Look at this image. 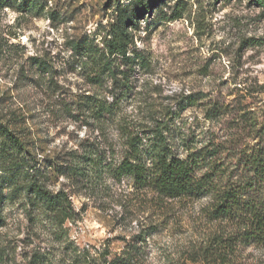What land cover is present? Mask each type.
<instances>
[{
  "label": "rangeland",
  "instance_id": "374dc122",
  "mask_svg": "<svg viewBox=\"0 0 264 264\" xmlns=\"http://www.w3.org/2000/svg\"><path fill=\"white\" fill-rule=\"evenodd\" d=\"M24 1L0 6V121L19 133L41 163L45 157L81 153L90 142L119 155L123 138L118 122L101 130L83 103L95 91L111 101L109 87L92 85L74 46L87 38L102 43L121 11L131 15L141 0ZM178 2L160 0L140 15L139 29L131 27L150 66L135 73L136 85L117 119L134 125L154 114L172 115L175 133L189 143L201 146L212 140L224 151L250 153L264 145V6L257 0ZM182 4V17L162 19V8L174 16ZM215 103L225 111L211 116L207 110ZM2 143L0 137V184L5 186L0 264H26L33 248L46 246L48 231L32 229L26 201L2 182L9 162ZM238 158V153L222 154L225 173L233 178L243 171L236 166ZM50 169L46 183L54 190L67 189L81 210V219L69 225L82 246L110 244L119 252L127 239L143 235L141 264H264L263 245H239L223 258L215 254V237L229 235L233 227L212 217L211 195L163 198L137 188L131 178L85 182Z\"/></svg>",
  "mask_w": 264,
  "mask_h": 264
},
{
  "label": "trees",
  "instance_id": "16d2710c",
  "mask_svg": "<svg viewBox=\"0 0 264 264\" xmlns=\"http://www.w3.org/2000/svg\"><path fill=\"white\" fill-rule=\"evenodd\" d=\"M178 1L181 3L184 0ZM257 1L264 6V0ZM10 2L0 0V6L6 7ZM159 2L141 0V8L133 10L131 15L122 14L121 11L119 20L102 43L87 38L74 46L80 56L78 62L92 85L109 87L111 101L107 94H102L103 91H95L84 97L83 103L101 130L108 123L118 122L123 138L119 155L116 156L113 149L109 152L99 143L90 142L81 153L74 151L60 159L45 157L41 163L27 148L19 133L0 121V137L4 141L1 151L7 153L9 158L2 172L5 178L2 182L13 186L12 195L26 201L32 229L35 232L48 231L43 239L46 246L33 248L26 257V264L142 262L145 249L143 235L127 239L119 252H114L110 244L103 247L91 244L82 246L72 238L69 223L75 224L81 219V210L77 209L67 189L54 190L46 183L50 177L49 167L68 178H80L85 182L99 181L105 176L117 182L131 178L137 188L151 189L163 198L211 195L212 217L227 221L233 227L229 235L215 237L214 251L219 258L230 250L235 252L239 245L264 246V145L260 144L250 153L239 148L224 151L222 144L212 140L196 146L189 143L187 137L175 133L176 127L169 123L172 115L154 114L134 125L117 119L118 108L136 85L135 73L150 66L148 53L136 44V34L131 27L137 26L139 29L137 20L140 15ZM182 9L183 4L175 10L174 16H169L162 8V19L182 17ZM41 68L49 70L47 64L42 63ZM223 108V105L215 103L207 112L217 116L225 111ZM262 132L264 141V129ZM224 152L239 154L236 166L243 167L239 177L233 178L232 173H225L226 168H223L221 161ZM4 188L0 184V206L5 197L1 193ZM224 264L228 263L225 261Z\"/></svg>",
  "mask_w": 264,
  "mask_h": 264
}]
</instances>
